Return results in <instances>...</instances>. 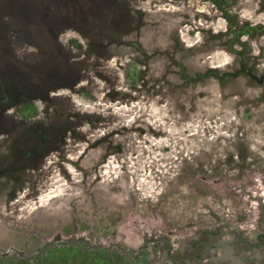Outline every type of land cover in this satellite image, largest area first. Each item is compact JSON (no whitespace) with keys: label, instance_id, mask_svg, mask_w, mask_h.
<instances>
[{"label":"rangeland","instance_id":"1","mask_svg":"<svg viewBox=\"0 0 264 264\" xmlns=\"http://www.w3.org/2000/svg\"><path fill=\"white\" fill-rule=\"evenodd\" d=\"M264 0H0V264H264Z\"/></svg>","mask_w":264,"mask_h":264},{"label":"bare ground","instance_id":"2","mask_svg":"<svg viewBox=\"0 0 264 264\" xmlns=\"http://www.w3.org/2000/svg\"><path fill=\"white\" fill-rule=\"evenodd\" d=\"M262 196H264V193H262ZM233 264V263H232Z\"/></svg>","mask_w":264,"mask_h":264},{"label":"flooded vegetation","instance_id":"3","mask_svg":"<svg viewBox=\"0 0 264 264\" xmlns=\"http://www.w3.org/2000/svg\"><path fill=\"white\" fill-rule=\"evenodd\" d=\"M263 242H264V238H263ZM233 263V262H232Z\"/></svg>","mask_w":264,"mask_h":264}]
</instances>
